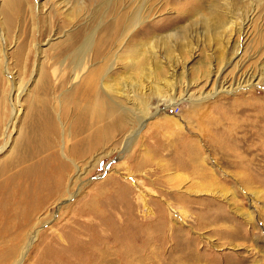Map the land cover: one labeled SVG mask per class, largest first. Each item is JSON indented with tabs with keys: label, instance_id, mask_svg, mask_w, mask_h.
I'll list each match as a JSON object with an SVG mask.
<instances>
[{
	"label": "rangeland",
	"instance_id": "obj_1",
	"mask_svg": "<svg viewBox=\"0 0 264 264\" xmlns=\"http://www.w3.org/2000/svg\"><path fill=\"white\" fill-rule=\"evenodd\" d=\"M0 264H264V0H0Z\"/></svg>",
	"mask_w": 264,
	"mask_h": 264
},
{
	"label": "bare ground",
	"instance_id": "obj_2",
	"mask_svg": "<svg viewBox=\"0 0 264 264\" xmlns=\"http://www.w3.org/2000/svg\"><path fill=\"white\" fill-rule=\"evenodd\" d=\"M8 3H10V2H13V1H15V0H6ZM217 16H218V18H216V22L214 23L215 25L216 24H220V26H222V27H224V26H227L228 25V20L226 21L225 20V16H222V14L221 15H219V14H216ZM220 17V18H219ZM208 18V17H207ZM227 24V25H226ZM233 24H234V22H233ZM235 25V24H234ZM228 27V26H227ZM231 28V27H230ZM218 33V32H217ZM216 35V34H215ZM221 35V34H220ZM216 40V39H215ZM114 88V87H113ZM99 103V102H98ZM101 103V102H100ZM103 104V103H102ZM105 104V103H104ZM100 106V105H99ZM113 106V105H112ZM98 107V106H97ZM107 108V107H106ZM95 109V108H94ZM104 110V109H103ZM105 111V110H104ZM112 116V115H111ZM119 117V116H118ZM117 119V118H116ZM118 121V120H117ZM117 121L115 122V126L116 127H120L119 125H118V123H117Z\"/></svg>",
	"mask_w": 264,
	"mask_h": 264
}]
</instances>
